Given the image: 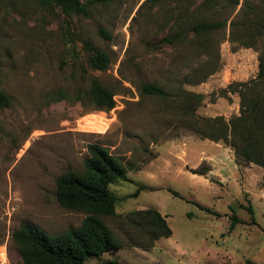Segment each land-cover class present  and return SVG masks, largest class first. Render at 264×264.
<instances>
[{
    "label": "rangeland",
    "instance_id": "obj_1",
    "mask_svg": "<svg viewBox=\"0 0 264 264\" xmlns=\"http://www.w3.org/2000/svg\"><path fill=\"white\" fill-rule=\"evenodd\" d=\"M216 20L218 29L193 30ZM256 20L264 24V0H103L86 16L0 0V90L11 97L0 109V264H23L11 239L22 221L48 234L80 224L86 213L58 203L56 180L83 170L90 143L128 171L109 185L115 214L102 216L121 247L83 264H264V168L193 129L239 114L238 92L219 93L255 77L259 49L243 35ZM87 42L108 52L107 69L89 67ZM91 77L115 93L110 110L74 98ZM144 83L168 96L144 93ZM60 90L70 97L59 99ZM97 112L104 131L77 127ZM146 208L166 217L168 237L152 239L130 214ZM232 210L242 221L230 230Z\"/></svg>",
    "mask_w": 264,
    "mask_h": 264
},
{
    "label": "trees",
    "instance_id": "obj_2",
    "mask_svg": "<svg viewBox=\"0 0 264 264\" xmlns=\"http://www.w3.org/2000/svg\"><path fill=\"white\" fill-rule=\"evenodd\" d=\"M41 6H58L66 13L88 15L91 5L103 0H36ZM223 21H208L195 24L193 30L206 32L220 28ZM264 24L257 20L252 22L247 34L243 35L244 45L259 49L258 70L255 77L246 81L232 82L220 89L221 96L227 92H238L240 95V112L224 120L223 116L210 118L204 124L196 122L193 129L213 141H222L230 145L235 154L244 162H252L264 168ZM105 37L109 35L99 30ZM260 45V46H259ZM87 63L90 68L105 70L110 63V56L105 50L86 43ZM142 91L146 94L168 96V92L153 83H144ZM115 93L98 78L89 79L88 88H78L74 98L88 100L97 109L110 110L115 105ZM60 90L58 98H69ZM196 101L203 95L194 94ZM11 97L0 90V109L9 106ZM128 168L122 160L111 153L108 148L98 143L88 144V155L84 158L81 172L68 170L56 180V199L67 209L85 212L86 215L77 226H72L56 234H48L37 225L22 221L12 232L11 239L21 256L23 264H83L88 256H97L104 252L115 251L121 242L115 237L111 228L102 216L115 214L116 196L109 189L110 183L122 178ZM203 173L204 168L193 169ZM139 189V188H138ZM170 190V189H169ZM138 191V190H137ZM135 192V194L137 193ZM179 195L176 191L170 190ZM200 208L213 212L210 208ZM252 223H256L253 208L246 206ZM215 213V212H214ZM131 215L142 218L145 228L152 239L168 237L171 228L166 217L155 208L135 210ZM191 216V213L188 214ZM242 220L232 210L230 215L231 230ZM116 260H105L96 264H118Z\"/></svg>",
    "mask_w": 264,
    "mask_h": 264
},
{
    "label": "bare ground",
    "instance_id": "obj_3",
    "mask_svg": "<svg viewBox=\"0 0 264 264\" xmlns=\"http://www.w3.org/2000/svg\"><path fill=\"white\" fill-rule=\"evenodd\" d=\"M108 126V121L102 112L92 113L87 116L82 117L78 123L77 127L79 129L88 131H104ZM4 258V254L1 255Z\"/></svg>",
    "mask_w": 264,
    "mask_h": 264
}]
</instances>
